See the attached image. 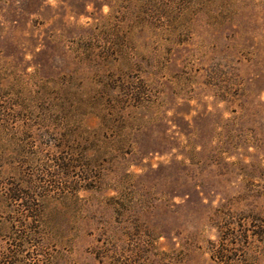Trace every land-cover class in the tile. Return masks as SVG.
<instances>
[{"label": "rangeland", "instance_id": "obj_1", "mask_svg": "<svg viewBox=\"0 0 264 264\" xmlns=\"http://www.w3.org/2000/svg\"><path fill=\"white\" fill-rule=\"evenodd\" d=\"M254 218L264 0H0V264H264Z\"/></svg>", "mask_w": 264, "mask_h": 264}, {"label": "trees", "instance_id": "obj_2", "mask_svg": "<svg viewBox=\"0 0 264 264\" xmlns=\"http://www.w3.org/2000/svg\"><path fill=\"white\" fill-rule=\"evenodd\" d=\"M258 219H252V221L250 222L249 226L247 227V233H249V235L257 238L260 241H264V237H263V231L260 229V225H258L257 223ZM226 240V238H222V241ZM229 252L232 254V250L227 249L226 247L220 249L218 252H214V256L222 261V262H229V260L231 261L233 257H230L231 255H229Z\"/></svg>", "mask_w": 264, "mask_h": 264}]
</instances>
